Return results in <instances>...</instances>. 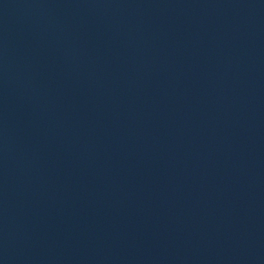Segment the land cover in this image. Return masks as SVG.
<instances>
[{
	"label": "water",
	"instance_id": "obj_1",
	"mask_svg": "<svg viewBox=\"0 0 264 264\" xmlns=\"http://www.w3.org/2000/svg\"><path fill=\"white\" fill-rule=\"evenodd\" d=\"M0 264H264V65L158 0H0Z\"/></svg>",
	"mask_w": 264,
	"mask_h": 264
}]
</instances>
